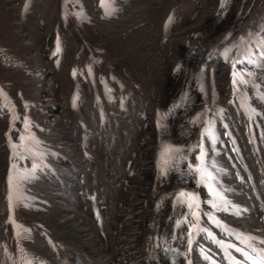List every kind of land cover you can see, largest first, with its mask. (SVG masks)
I'll use <instances>...</instances> for the list:
<instances>
[{
    "label": "bare ground",
    "instance_id": "6f19581e",
    "mask_svg": "<svg viewBox=\"0 0 264 264\" xmlns=\"http://www.w3.org/2000/svg\"><path fill=\"white\" fill-rule=\"evenodd\" d=\"M50 1L59 4L61 0H38V4L43 2L48 4ZM140 1L141 7L136 11L140 17L137 20H132L131 16L127 19L126 13L123 23L112 28L99 27L101 32H94L88 37L95 44L102 43L105 46V62L120 66V74L125 78L120 79L121 102L126 103V100H131L130 92H132L140 108L149 105L153 109L149 128L147 129L145 119L141 118L137 119V124L140 130L147 129V131L139 132L136 126L128 124L131 116L126 115L127 106H123L120 113H116L113 119L108 120V128L98 129L95 135L90 133L93 139L88 145L78 144L72 146L69 153L66 151L71 159L72 171L61 167L62 175H65L69 181H74L72 182L74 185L62 183L64 179L59 177L58 193L62 202L53 210L45 204L43 210L27 213L30 220L47 222L44 224L46 229L44 241H40L37 245L33 244L36 242L34 240L31 245L17 233L16 253L12 255L6 248L2 254L5 261L0 259V264H43V261L55 258L54 264H69L71 255L78 252L93 255L106 261L107 264H146L144 252L148 245L147 221L153 215L161 217L164 221L170 212L167 206L162 209L156 206V199L160 197L162 191H166L162 198L167 205L172 204L173 194L180 185H182L180 196L183 199L181 213L185 215L189 227H192L195 221L205 225L203 243L210 252L219 240L228 239L230 230L246 225V217L235 214L237 213L235 204L240 197H244L245 203L250 207L253 206L251 193L246 194L245 189L255 188L257 190L255 198L263 199L262 180L251 163L261 160L264 170L263 83L258 77L256 82L249 80L250 89L255 96H258L252 105L254 113L252 127L255 130L257 143L255 146L252 141L249 145L244 143L243 153L234 141L232 125L224 117V106L217 101L220 99L216 92L218 80L214 78V71L216 65L218 69H225L231 91H238V83L233 84L230 76L237 72L246 76V71L234 69L237 63L242 62L244 54L234 59L232 40L222 45L217 52H213L210 64L206 68L195 70L187 68L182 63L185 54L183 53L184 44L193 26L209 25L215 10L210 9L209 12L207 11L208 14L193 25L180 29L173 38L174 42L164 45L161 44L163 36L159 30V24L164 18L161 6L166 3V0ZM174 2L179 1L170 0L168 4ZM55 17H53L51 30ZM37 20L41 18L37 17ZM131 30L134 31L131 32ZM241 36L247 39L249 35L243 33ZM254 48L252 57L261 56V53H264L262 41ZM79 49L80 46L76 45L75 37H72V44L69 45L71 55L68 68L86 60V54L76 55ZM154 54L156 57L153 56ZM219 56L220 59H218ZM204 57L207 58L208 55ZM23 58L28 59L25 56ZM128 61L133 64V67ZM255 62L264 67V57L256 59ZM132 68H136L137 72ZM112 69L107 66V70ZM0 72L7 79L11 75L2 70ZM13 83L15 86V81ZM56 83L62 90V87L67 86V79L60 75ZM194 85L197 86L196 90ZM187 95L192 96V101L188 105L190 110H194L193 112L202 110L201 113L203 115L206 113L210 121L212 114L220 111L222 121H218L216 125L198 122L184 124L186 118L183 114L185 113L178 114L177 109ZM259 100H262L263 110L257 106ZM52 102L54 101L48 104L51 105ZM56 102L63 109L64 120L75 125L70 126L75 132L76 120L79 121V119L72 117L66 111L65 97ZM227 105L232 109L240 106V103L233 99V93ZM163 106L165 108L161 110ZM159 109L161 112H158ZM201 113L198 111L197 117H201ZM237 115L239 114L234 112L236 128L247 130L248 126L239 120ZM131 118L136 119L135 115ZM112 124L118 125L110 129ZM222 126L227 130L225 137L221 131ZM77 130V139L72 136L75 140H78L80 134L79 127ZM181 130L184 131L183 136L180 133ZM233 141L241 153L245 169L254 173L252 185L241 181V172L229 160L230 154L225 147L226 143H229L231 147ZM84 151L88 152L86 159L80 157ZM201 161L205 162V166H201ZM231 165H233L232 172L229 171ZM32 166L39 168L38 164L31 163L26 164L25 168ZM47 166L52 167L50 163H47ZM181 169L187 171L183 182L178 178ZM222 170L225 171L222 173ZM47 178L49 179L43 183H51L55 179L51 175ZM233 178L239 181L238 188L233 185ZM91 185L100 191L106 205L105 222L100 227L92 223L90 214L85 209L86 203L83 202L86 188ZM216 185L218 190L214 189ZM222 187L232 189L233 192L227 194ZM47 190L57 194L51 186ZM235 192H238L240 197L234 196ZM227 198L233 202V208ZM67 200L68 203H65ZM65 208L72 210L65 212ZM70 220L69 225L67 223ZM102 232L105 236H101ZM52 244L56 247L52 248ZM202 245L198 243L197 249H200ZM33 247L42 251V255L36 260ZM118 257H120L119 260H117ZM189 264L202 263L197 257Z\"/></svg>",
    "mask_w": 264,
    "mask_h": 264
},
{
    "label": "rangeland",
    "instance_id": "374dc122",
    "mask_svg": "<svg viewBox=\"0 0 264 264\" xmlns=\"http://www.w3.org/2000/svg\"><path fill=\"white\" fill-rule=\"evenodd\" d=\"M140 2L141 1H136L135 3H138V4H140ZM56 3H58V2H52V1H50V2H48V4H46L45 5V7H48L49 5H53V6H56V7H58V4H56ZM6 6H10V8L11 9H9V8H7L6 10H8V12L6 13V15H5V17H6V20H7V22H8V27H9V29L12 31V34H13V36L16 38V42H22V41H26L25 39H30V41H28V42H25L27 45L28 44H30V43H34V44H36V43H39L40 41H41V34L39 33V32H36V30H38L39 28L37 27V28H30V29H27L28 31H25V30H23L25 33V35L21 32V30L18 28V27H21V28H23L22 27V25L21 24H18L17 25V23L16 22H12V20H13V13L12 12H14V13H16V14H18L19 13V9H20V4L18 3V0H0V11H2V12H4L5 11V7ZM51 7L49 10H47V11H39V12H35V16H34V23H35V25H37L36 24V21H37V17H40L41 15H43V17L44 18H46V20H47V22H46V24H45V26H44V24H43V26H42V28L44 27V29H46L47 30V33L46 34H48V31L49 30H51L50 29V27H52V21H53V17L54 16H56V9H55V7ZM128 11H129V9H128ZM127 11V12H128ZM208 11V10H207ZM207 11H206V13L205 14H207ZM126 12V13H127ZM204 14V15H205ZM203 15V16H204ZM131 16V19L132 20H137L140 16H139V14H137L136 13V11L132 14V15H130ZM15 24V25H14ZM36 32V33H35ZM27 35V36H26ZM30 37V38H29ZM72 34H70L69 35V43L70 44H72ZM25 43H15V48H20V47H22V46H24L25 45ZM69 58H70V55H71V52L69 51ZM25 57H27V56H25ZM70 61V60H69ZM69 63V62H68ZM128 63H130V64H132L131 62H129L128 61ZM131 66V65H130ZM132 67H133V64H132ZM135 72H137V70H136V68H132ZM1 73V72H0ZM249 73V71H246V75ZM225 75L227 76V73H226V71H225V69L224 70H222V69H220L219 70V75H218V79H219V76L221 77V79H223L224 77H225ZM228 77V76H227ZM54 78V77H53ZM214 78H215V74H214ZM258 78H259V80L261 81V79L263 78V85H264V71L261 73V75L260 76H258ZM256 81H257V78H256ZM193 87V86H192ZM191 87V88H192ZM217 88H219L220 89V91H223V92H225L226 94L224 95V96H221L219 99H220V101L219 100H217L222 106H224V117H225V119H226V121L230 124V125H232V127H233V136H234V138L235 139H238V140H240L241 142H245V138L243 137V134H241V129H239V128H236V125H235V119H234V113H233V109L232 108H230V107H228V103L231 101V98H232V91H231V84H230V82H229V80H228V78H226V79H224V81L223 82H221L220 84L218 83L217 84ZM217 88H216V92H217V95H218V97L220 96V94L218 93V91H217ZM51 89H53V92L54 91H56V92H60L61 91V86H59L58 85V88L56 89V90H54V88H52V86H48V89L47 90H51ZM190 89V88H189ZM234 91V90H233ZM261 101L262 100H259V103H258V107L261 109V110H263V108H262V103H261ZM137 102V101H136ZM50 103V102H49ZM85 104V103H84ZM165 107L163 106L162 108H161V110H163ZM169 109V108H168ZM136 113H141V112H144V111H146V114H147V117H146V114H140V116H136L135 114V120H132V122L130 123L133 127L134 126H136V128L139 130V132H141V131H144V130H146L147 131V129L149 128V125H150V121H151V117H152V115H153V109L149 106V105H147V106H145V107H143V108H140V105H139V103L137 102V105H136ZM160 111V109L158 110V112ZM194 111V110H193ZM193 111L192 110H189L188 111V113H186V114H183V116L186 118V120L189 118V116L193 113ZM161 112V111H160ZM186 115V116H185ZM139 117L141 118V119H145V121H146V123H147V125H148V127H147V129H143V130H140V128H139V126H138V124H137V119H139ZM76 122H77V125H76V131L75 132H72V136H74L76 139H77V132H78V122L79 121H77L76 120ZM94 123V119H93V115H91V116H89V118H88V121H87V128H90V126L92 125ZM74 125V124H73ZM75 126V125H74ZM72 130L74 131V128L72 127ZM96 129H95V131H94V133H93V135H95V133H96ZM63 138H68V135H66V136H63ZM93 139V136L92 135H90V141ZM169 140H170V138H169ZM237 143V142H236ZM237 146H238V148L240 149V151L241 152H243V150H244V148H245V146H244V143H237ZM244 153V152H243ZM68 188H71V186H67ZM65 203H68V200L67 201H65Z\"/></svg>",
    "mask_w": 264,
    "mask_h": 264
}]
</instances>
